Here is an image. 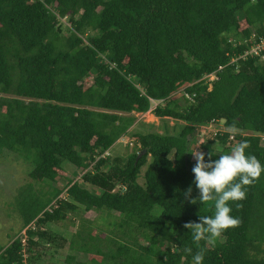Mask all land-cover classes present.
Masks as SVG:
<instances>
[{"label": "trees", "instance_id": "16d2710c", "mask_svg": "<svg viewBox=\"0 0 264 264\" xmlns=\"http://www.w3.org/2000/svg\"><path fill=\"white\" fill-rule=\"evenodd\" d=\"M263 40L264 0H0V154L29 162L32 180L14 200L24 243L0 245V264H40L47 244L87 257L68 264H192L184 225L214 214L183 196H199L192 153L215 160L246 140L264 164V50L251 53ZM151 101L178 134H130ZM211 122L225 132L193 147ZM124 137L133 150L106 155ZM228 203L240 223L200 242L203 264H264V173ZM66 221L70 239L50 228Z\"/></svg>", "mask_w": 264, "mask_h": 264}, {"label": "rangeland", "instance_id": "374dc122", "mask_svg": "<svg viewBox=\"0 0 264 264\" xmlns=\"http://www.w3.org/2000/svg\"><path fill=\"white\" fill-rule=\"evenodd\" d=\"M208 81H212L211 77H207ZM186 86V85H185ZM185 86L181 87V91ZM135 117L134 125L129 129L130 134L142 133V134H158V135H176L184 127V123L180 121H175L173 119L157 118L152 112H147L144 114L133 113ZM224 129L222 122L213 125L212 127L205 128V133L201 134V137H198L196 144L193 146L199 148L207 139H211L214 135L213 132H217L219 129ZM210 131V132H209ZM262 138V137H261ZM264 140V137H263ZM129 143V145H128ZM131 143V144H130ZM134 142L131 138H123L119 140L114 146L113 151L107 152L106 155L110 153L113 157L115 155L122 156L123 154H128L133 150ZM197 152H201L200 150ZM150 159V158H149ZM31 169L29 162L25 161L20 157L19 154L14 152H4L0 154V245H7L6 242L11 241L12 238L21 237L25 239V231L22 230V220L19 217V214L15 207V197L18 194V191L28 183H31L32 180L29 178L28 174ZM146 168H142L141 175L138 179V183L144 184V173ZM64 173L67 174L69 179L78 181L82 173L71 164H66L64 167ZM37 189L47 190L46 185H39L33 183ZM67 181L60 180L58 183L52 184L53 188L62 189L64 188L63 193L66 191ZM43 186V187H42ZM88 187V186H86ZM65 196V194H62ZM81 216V214H80ZM95 214L87 213L85 217L93 218ZM106 214L102 213L100 217H105ZM78 221V217L75 222ZM70 221L65 223L51 225V231L58 234H63L65 238L70 239L71 230H70ZM43 259L40 264H68L66 259L69 255H75L78 261H85L87 257L80 253H75L68 248V245H65L64 248H55L53 245H46L41 253ZM26 255V254H25ZM27 256V255H26Z\"/></svg>", "mask_w": 264, "mask_h": 264}, {"label": "clouds", "instance_id": "9594fccd", "mask_svg": "<svg viewBox=\"0 0 264 264\" xmlns=\"http://www.w3.org/2000/svg\"><path fill=\"white\" fill-rule=\"evenodd\" d=\"M209 76L215 77L214 74ZM151 111L150 109L149 112ZM247 148L248 142L243 140L230 153L219 155L215 160H206L203 152L192 153L196 161L192 167L193 184L198 189L199 196L189 199L191 185L184 191L183 196L192 204H197V201L201 204L212 201L214 207L213 215L199 216L198 222L184 225L191 233L193 244L200 249L192 256V264H203L205 255L201 241L214 247L227 229L240 223L238 217L231 215L232 207L228 202L244 200L247 186L264 173V164L254 155H246ZM236 207L241 205L237 204Z\"/></svg>", "mask_w": 264, "mask_h": 264}, {"label": "built area", "instance_id": "2783aa9c", "mask_svg": "<svg viewBox=\"0 0 264 264\" xmlns=\"http://www.w3.org/2000/svg\"><path fill=\"white\" fill-rule=\"evenodd\" d=\"M61 22H63L65 24V19H62ZM262 50H264V40L261 42L260 46H257L255 48H253L252 51H251V53L257 55ZM210 77H211L212 80L215 79V77H213V76H210ZM186 96H187V98L189 100H192V97L191 96H189V95H186ZM151 102H152V108H151V110H153L159 103L158 102H154V101H151ZM215 124H217V123L216 122H211L207 127H204L202 129V131H201V134L203 132L205 133V131H206L205 128L212 127ZM224 132H225V130L220 128L217 132H213V135L216 136L217 134H223ZM230 140H232V137L230 138Z\"/></svg>", "mask_w": 264, "mask_h": 264}, {"label": "water", "instance_id": "95a60500", "mask_svg": "<svg viewBox=\"0 0 264 264\" xmlns=\"http://www.w3.org/2000/svg\"><path fill=\"white\" fill-rule=\"evenodd\" d=\"M143 153H144V151L142 152V154H143ZM142 154H140V155L138 156V158H140Z\"/></svg>", "mask_w": 264, "mask_h": 264}]
</instances>
